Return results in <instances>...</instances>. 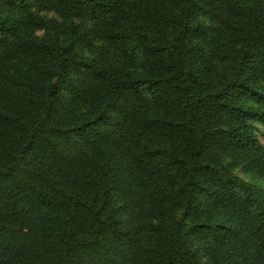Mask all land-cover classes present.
Masks as SVG:
<instances>
[{
    "label": "trees",
    "instance_id": "16d2710c",
    "mask_svg": "<svg viewBox=\"0 0 264 264\" xmlns=\"http://www.w3.org/2000/svg\"><path fill=\"white\" fill-rule=\"evenodd\" d=\"M258 125L264 0H0V264H264Z\"/></svg>",
    "mask_w": 264,
    "mask_h": 264
},
{
    "label": "rangeland",
    "instance_id": "374dc122",
    "mask_svg": "<svg viewBox=\"0 0 264 264\" xmlns=\"http://www.w3.org/2000/svg\"><path fill=\"white\" fill-rule=\"evenodd\" d=\"M32 10L37 13L39 16L45 17L47 19L57 18L56 13H54L53 10L44 7L41 4H33ZM37 34L42 36L44 34L43 30H38ZM256 135L260 142L264 145V127L261 125H258ZM237 175L241 177L244 181H246L250 185L260 186L264 187V182L259 180L258 178L254 177L253 175L249 174L248 172H245L243 169L239 168L236 169Z\"/></svg>",
    "mask_w": 264,
    "mask_h": 264
}]
</instances>
